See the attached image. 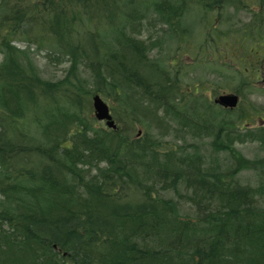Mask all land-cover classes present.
Masks as SVG:
<instances>
[{
	"label": "trees",
	"instance_id": "trees-1",
	"mask_svg": "<svg viewBox=\"0 0 264 264\" xmlns=\"http://www.w3.org/2000/svg\"><path fill=\"white\" fill-rule=\"evenodd\" d=\"M173 1L178 0H39L35 12L41 8L42 13L33 15L27 5L2 0L0 30L27 40L45 33L52 46L70 57L72 67L78 62L87 66L96 86L107 84L116 96L123 88L133 90L147 103L173 112L178 102L171 100L177 93L175 80L168 69L153 63H148L152 77L140 74L145 58L132 32L147 5L169 26L186 0L179 6ZM242 3L214 0L212 5L238 8ZM251 32L240 42L254 38L248 53L259 60L256 46L264 50V38ZM120 55L131 57L128 65ZM245 62L242 73L253 82L258 66ZM2 81L26 112L20 117L9 108L11 117H6L0 111V264H168L175 258L179 264H226L224 257L237 254H243V264H264V207L259 200L264 192L255 193L237 180L242 171L264 173V159H244L225 137L230 138L235 124L255 122L254 107L223 109L221 117L201 125L212 136L213 151L226 153L233 163L215 173L192 154L166 148L147 134L129 137L131 116L123 132L103 130L94 121L88 125L75 113L60 118L50 86L40 84L16 56H7L0 65ZM76 104L73 94L70 105L77 109ZM40 111L44 120L50 111L57 117L45 124L34 115ZM26 116L44 142L20 127ZM90 157L105 167L96 180L82 183L76 165ZM182 185L193 191L194 223L180 216L177 201L162 196ZM244 245L252 250L245 252Z\"/></svg>",
	"mask_w": 264,
	"mask_h": 264
},
{
	"label": "rangeland",
	"instance_id": "rangeland-1",
	"mask_svg": "<svg viewBox=\"0 0 264 264\" xmlns=\"http://www.w3.org/2000/svg\"><path fill=\"white\" fill-rule=\"evenodd\" d=\"M13 1H17V4ZM38 1L11 0L10 3L14 6L27 5L28 9H32L30 13L38 15L39 12L42 13L41 8L35 12ZM182 1H173V4L178 5L179 2L181 5ZM213 1L186 0L180 16L170 22L169 26L159 20L152 6L147 5L141 10L136 20L137 24L132 29L133 33H137L135 39L141 48V56L145 58L140 74L152 77L153 69L148 63L169 70V76L175 80L177 88V93L171 100L175 98L178 101L173 105L174 111H181L180 116L174 111L147 103L133 90L123 88L121 96H116L107 84L96 86L87 66L78 62L72 67L70 57L52 46L49 43L51 37L45 33L34 34L27 40L24 37H13L10 32L3 33L0 30V41L1 38L3 40L0 45V65L7 56H16L19 64L31 71L40 84L49 85L60 118L63 113L68 117L75 113L88 125H94V121L95 126L108 130L104 122H98L93 115L91 98L98 94L110 109V115L116 125L115 130L126 131L125 123L127 117L131 116L133 124L131 130L127 132L129 137H144L147 134L152 139L166 144L164 146L166 148L174 146L180 148L186 156L192 154L194 161L204 165L205 170L221 173L231 169L233 163L226 153L213 151L212 136L201 126L204 122L208 123L222 116L223 108L213 102L219 95H236L239 98L238 107L241 105L244 109L254 107L255 122L246 127L235 124L236 129L232 130L230 138L225 137L235 152L244 159L250 161L264 159V50L256 46L262 55L257 60L255 55L248 53L255 39L246 38L243 45L240 42L248 30H252L251 35H261L264 38V0H242L243 3L241 7L238 5V8L231 4L218 5L216 8L212 5ZM1 5L2 0L0 16L3 12ZM107 39L113 38L107 36ZM34 40L35 43L30 42ZM118 59L127 65L131 61L128 55H120ZM245 61L258 66L255 73H258L259 77L253 82L247 80L242 73L244 66L246 67ZM116 80L117 78H114V81ZM96 87L100 92L95 91ZM195 89H199V92L194 94ZM73 94L77 101V109L70 105V97ZM16 106L20 108L14 113ZM23 107L24 103L19 104L6 84L0 82L1 113L11 117L8 111L10 108L13 114H21L22 117L26 112ZM34 115L39 117L37 118L39 121L44 117L41 111L38 114L34 112ZM56 117L57 115L50 111L48 120L43 121L46 124ZM258 117L261 120H258ZM22 119L20 127L28 130L34 140L44 142L31 117L28 119L26 116ZM50 128L54 130L53 127ZM104 167L100 159L90 157L84 165H76L75 173L83 183L96 180ZM237 180L242 185H248L255 193L264 192V173L259 169L242 171L237 175ZM144 181L151 183L148 177H145ZM259 190L261 191L258 192ZM192 193L191 189L182 185L175 193L171 190L163 191L162 196L177 201L180 216L194 223L195 210L189 201ZM256 198L258 199V196ZM259 200L264 207V195ZM244 247L245 252L252 250L248 245ZM223 261L226 264L245 262L243 254H237L235 258L224 257ZM177 262L178 259L175 258L174 263L168 264H179Z\"/></svg>",
	"mask_w": 264,
	"mask_h": 264
},
{
	"label": "water",
	"instance_id": "water-1",
	"mask_svg": "<svg viewBox=\"0 0 264 264\" xmlns=\"http://www.w3.org/2000/svg\"><path fill=\"white\" fill-rule=\"evenodd\" d=\"M92 109L94 118L98 122H104L105 126L108 129L115 130L116 125L110 115L109 108L107 104L100 98L99 95H94L91 99ZM214 103L226 108V109H234L238 104V97L232 94H224L217 97L214 100Z\"/></svg>",
	"mask_w": 264,
	"mask_h": 264
}]
</instances>
